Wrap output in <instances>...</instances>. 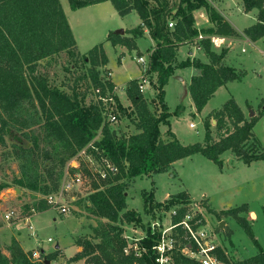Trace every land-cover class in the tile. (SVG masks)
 <instances>
[{"label":"trees","instance_id":"obj_1","mask_svg":"<svg viewBox=\"0 0 264 264\" xmlns=\"http://www.w3.org/2000/svg\"><path fill=\"white\" fill-rule=\"evenodd\" d=\"M111 1L119 15L126 16L136 10L142 23L126 32L131 35L110 33L108 40L113 45H123L130 50L137 48V39L147 29L156 45L151 52L147 67L141 79L128 82L126 91L132 101L138 132L119 135L110 125L107 106L96 93L112 96L116 100L114 112L120 119L126 112L118 94L115 92L111 71L104 72L109 62L103 44L87 52L80 53L68 16L61 0H0V144L6 145L9 127L24 132L32 146L15 145L20 158V176L17 185L33 191L46 193V180L39 169L37 153L41 137L63 168L55 179L54 187L61 182L66 165L82 150L94 147L100 150V158L106 159L109 184L100 187L89 196L90 205L86 209L100 220L94 227L95 238H79L76 243L82 250L70 261L85 259L89 264H160L158 243L162 232L147 229L146 236L134 245L124 237V229L117 224L121 219L136 224L142 223L139 211L127 208L129 180L138 176L168 172L178 160L200 153L224 166L223 154L231 151L246 164L264 161V148L254 134V127L263 115L248 118L234 98L227 100L222 107L211 111L205 119L206 133L203 142L184 144L172 131L170 117L172 112L165 101V86L179 68L197 67L201 72L192 77L189 84L190 94L198 112H201L216 91L228 82L242 79L246 73L226 63L227 48L220 52L213 49L211 36H235L237 30L225 19L209 0H69L72 10ZM246 12L258 9V21L245 29L253 41L264 37V0H242ZM206 9L211 27H199L195 12ZM173 22L174 25L170 26ZM199 35L203 38L198 42ZM197 43L204 48L210 62L200 59H179V47L183 44ZM62 52L73 60L72 65L89 64V67L76 81L70 91L53 83L48 73L41 72V62H50ZM156 76L157 98L161 113L154 114L139 85L143 78ZM81 82V84H79ZM85 84V86L83 85ZM89 89L95 99L87 100ZM109 97V96H108ZM186 109L181 104L174 111L180 115ZM216 120V140L211 130V121ZM161 125L168 126L166 134ZM37 126V127H36ZM100 134V137L97 136ZM167 135V136H166ZM108 164L116 168L112 171ZM52 174H50L52 178ZM0 181V196L8 187ZM153 194L145 199L149 211L156 207L175 208L172 214L173 234L182 240L178 248L171 250L166 264H202L199 260L182 253V248L190 244L187 230L182 221L187 214L190 202L186 191L172 195L165 202H153ZM39 209H50L46 198L38 204ZM220 218L232 217L253 241L257 252L247 258L234 259L224 246H219L217 256L226 264H264V247L255 236L253 226L244 215L250 212L249 205L215 211ZM122 212V214H121ZM264 214V204L262 205ZM198 215L192 219L194 224ZM228 234H232L230 228ZM194 246V243H191ZM9 255L3 252L0 243V264H47L38 260L33 253L26 251L15 238L8 246ZM55 257L48 259L52 260ZM46 259V258H45Z\"/></svg>","mask_w":264,"mask_h":264},{"label":"rangeland","instance_id":"obj_2","mask_svg":"<svg viewBox=\"0 0 264 264\" xmlns=\"http://www.w3.org/2000/svg\"><path fill=\"white\" fill-rule=\"evenodd\" d=\"M62 3L70 17V23L78 41L79 52H87L101 44L106 47L110 59L108 62L110 69L106 66L101 70L110 72L112 69L113 78L121 97L119 100L126 107V112L121 114L120 119L116 123H110L111 127L119 135H131L138 132L136 127L138 117L133 111L132 101L127 98L126 86L132 79H141L148 64V58L143 63L138 58L140 52L145 51L144 49L151 43L148 39L141 40L140 49L132 50L131 54L126 52L121 57L122 50L119 48L116 50L107 39L110 33L123 29L122 26L134 24L137 15L121 16L116 12L111 2H108L106 8L103 7L105 9L91 7L79 10H72L69 0H62ZM122 35H125V32ZM242 46L236 45L231 48L227 63L245 72L246 75L242 79L229 82L216 93L208 102L206 111L218 109L227 100L234 98L242 107L246 108L245 114L248 118L263 113L253 131L264 148V39L256 45L252 43L246 45V51L242 50ZM72 63L73 60L69 55L62 52L50 62L42 61L39 70L48 73L53 83L70 91L76 78L89 67V64L83 65L80 61L78 67L75 68ZM175 76L171 77L170 82L165 86V101L172 112L170 117L173 123L172 129L176 130L179 139L184 144L203 142L206 133V115L190 113L188 109L194 107L193 105L188 107L191 102L193 103L189 90V77L181 81L176 80ZM179 77L182 78L183 75ZM148 78L150 81L153 79L155 82L156 80L155 75H150ZM150 81L146 83L143 93L150 103L151 111L159 115L161 106L157 98L158 90L156 85L151 84ZM83 85L85 86V84ZM115 92L117 93L116 89ZM92 99H95V94L92 89H89L87 100ZM181 104L185 105V111L180 115H175L174 111ZM251 111H254L252 116L250 115ZM189 123H194L195 127H190ZM161 129L165 135L168 126L161 125ZM211 130L217 140L215 119L211 121ZM99 137L100 134L97 138ZM15 145L28 147L32 146V141L25 137L24 132L9 127L6 134V145L0 144V181L7 182L9 185L0 196L1 203H4L1 226L5 225L8 229L10 226L23 222L24 232L28 234L32 243L35 246L40 245V247L30 250L35 258L40 261H49L47 264H70L71 261L65 258H71L75 254L76 241L79 238L99 240L94 237V227L99 225L100 220L108 221L106 218H98L86 209L90 205V194L109 184L103 166V162L105 163L107 160L100 158V150L94 147H90L89 151L87 149L81 151L66 165L61 182L56 188H53L51 180L55 179L63 168L53 155L50 146L40 137L37 148L38 164L42 178L46 180V193H33L15 182V179L20 176L21 162ZM224 157L227 156L224 155ZM261 162L248 165L240 161L234 168L227 167L222 171L213 160L197 153L177 161L168 172L153 173L131 179L127 190V208L124 211L129 209L139 211L142 223L136 224L121 219L117 224L123 227L124 237L131 245L135 246L139 240L146 236L150 226L152 230L161 231L168 242L171 243L173 240L174 248H178L182 240L173 234L172 214L175 208L168 210L162 206L149 211L145 207V199L149 194H153L155 204L156 202H165L178 192L186 191L190 197V202L187 204L188 219H194L201 215L205 221L201 228L210 231L216 242L226 247L229 256L241 259L243 255L247 256L252 253L251 248H256L253 241L235 219L223 216L220 218L211 210L221 211L243 203H250L251 208L259 215V219L253 222L255 236L261 243H264V214L262 212L264 169L259 165L263 164L262 166H264V161ZM51 173H53L52 178ZM78 173L82 176L81 181H77L75 178ZM65 176L67 177L65 178ZM65 179L71 183V188H65L63 185ZM47 196H53L54 199V202L49 205L51 210L31 218V221L26 219L30 217L26 214L31 212L32 205L40 203L42 198ZM12 210L16 211V215L10 220L6 219V213ZM244 215L247 217V213ZM253 216L255 217V214ZM199 220L194 224H197ZM222 221L225 222V228L220 227ZM230 227L234 229L233 239L238 242L242 252L232 241L231 234L227 233V229ZM1 240V244L8 245L5 243L7 238H1ZM57 245L60 247L56 248ZM41 248L44 251H41ZM52 256L55 258L48 259ZM73 264L83 263L75 261Z\"/></svg>","mask_w":264,"mask_h":264},{"label":"crops","instance_id":"obj_3","mask_svg":"<svg viewBox=\"0 0 264 264\" xmlns=\"http://www.w3.org/2000/svg\"><path fill=\"white\" fill-rule=\"evenodd\" d=\"M62 2V0H61ZM108 2H111V1H103V2H100V3H97V4H93V5H90V6H86V7H83V8H91V7H97V8H103V7H107L108 5ZM209 2L216 8L218 9L222 15L225 17V19L237 30L238 34L235 35V36H221V35H213L211 36V40L212 38H220V39H223L222 40V45L219 47V46H216L213 42V49L216 51V52H220L223 48H227L228 49V53L226 55V58H225V61L227 63V57L229 56L230 54V51H231V48L236 46V45H243L242 46V50L243 51H246V45H249V44H253V45H256L260 40L264 39L261 38L257 41H253L251 40L245 33V29L253 24H255L257 21H258V9L254 8L252 9L251 11L249 12H246L245 11V8H244V4L242 2V0H220V1H217V0H209ZM112 3V2H111ZM63 5V3H62ZM64 7V6H63ZM103 8V9H105ZM115 8V7H114ZM82 9V8H80ZM64 10L68 16V19L69 21L70 20V17L68 15V12L66 11L65 7H64ZM79 10V9H77ZM117 12V10H116ZM129 14H136L137 15V20L135 21L134 24L132 25H128L126 24V26H122V28L125 30V35H128L130 36L131 34L126 32V30H131L137 26H139L141 23H142V19L140 17V15L138 14V12L136 10L132 11L131 13ZM127 16V15H126ZM125 17V16H124ZM195 18H196V24L199 26V27H211L213 26V23L210 21L209 19V15H208V12L206 11V9H199L195 12ZM71 24V23H70ZM72 27V26H71ZM74 32V31H73ZM76 37V36H75ZM108 38V37H107ZM149 40L150 41V46L147 47L146 49H144L145 51H142L140 52V55L139 56H143L145 58H148L149 60V56L151 54V52L154 50L155 48V45H156V42L155 40L152 38V36L150 35L149 31L147 29H145V33L142 37L138 38L137 39V48L135 49H132V50H137V49H140V46H141V40ZM77 40V39H76ZM201 39L197 38V41L199 42ZM109 41V40H108ZM111 43V45L113 47L116 48V50H118V48L120 50H122L121 52V57L123 56V54H126V52H128L129 54L132 53V50H130L128 47L126 46H123V45H113L111 41H109ZM77 44H78V41H77ZM106 53H107V50H106V47H104ZM79 51V49H78ZM145 55H143V54ZM120 57V56H119ZM109 58V57H108ZM187 58H190V59H200L202 62H210V58L209 56L207 55L206 51L204 50L203 47H201L200 45H198L197 43H189V44H183L179 47V59L180 60H185ZM110 60V59H109ZM121 61V59H120ZM230 65V64H229ZM232 66V65H231ZM107 67L109 68L108 64H107ZM235 67V66H234ZM110 69V68H109ZM201 72V70L197 67H194V66H189V67H185V68H179L176 70V80H185L187 77H189V80H190V83H191V80H192V77L194 75H197ZM183 77H179V76H182ZM111 76H112V79L115 83V80L113 78V71L111 69ZM172 76V77H173ZM185 78V79H184ZM171 78L169 79L168 82H170ZM229 83V82H228ZM227 83V84H228ZM116 84V83H115ZM168 84V83H167ZM166 84V85H167ZM226 84V85H227ZM226 85L220 87L216 93H218L221 89H223ZM127 87V86H126ZM116 91H117V94L119 96V98L121 99L119 93H118V88H117V84H116ZM215 93V94H216ZM126 95H127V91H126ZM191 95V94H190ZM127 98H128V95H127ZM192 98V96H191ZM129 100V99H128ZM211 100V99H210ZM209 100V101H210ZM193 101V99H192ZM238 103V102H237ZM239 104V103H238ZM192 106L194 108H189L188 110H190V113H196L198 115L202 114V115H208L211 111H213L214 109L212 110H209V111H206L207 109V105L205 106V108L201 111V112H198L195 105H194V101L193 103L191 102L189 106ZM239 106L242 108V110L244 111V113H246V108L242 107L240 104ZM193 109V110H192ZM187 112V111H186ZM171 121V120H170ZM190 124V123H189ZM172 125L173 123L171 122V129H172ZM172 131L176 134V136L179 138V135L178 133L176 132V130L174 131L172 129ZM224 155H226L227 157L225 158ZM223 159H224V166L223 167H220V169L223 171L225 170L227 167L228 168H234L240 161V159L237 158V156L234 155V153H232L231 151H227L223 154ZM179 161V160H178ZM261 161L263 160H258V161H254L252 162L251 164H248V165H252L254 163H262ZM177 162V161H176ZM175 162V163H176ZM262 169H264V166H262L263 164H259ZM38 203H34L32 205V210L30 213H28V215L26 214V216H29L28 218L26 219H29V221H31V218H34L35 216L41 214V213H44L46 211H49L51 209H45V210H42V209H39L38 207ZM249 205V208H250V212L247 214V219L249 220V222L252 224V226H254L253 222L258 220L259 219V215L258 213L253 210L250 206V203H247ZM4 206V203L0 201V237L1 238H7V240H5V243H7L8 245H2V249H3V252L6 253L7 255H9V251H8V246L11 244L12 240L15 238L16 240L19 241V243L21 244V246L26 250V251H30L36 247H40V245H37L35 246L33 243H32V240H30V237L28 236V234L26 232H24V229H23V222H21L20 224H17V225H13V226H10V228H6L5 225L1 226V222H2V219H3V207ZM228 209V208H227ZM34 212V213H33ZM253 214H255V217L253 216ZM230 229L232 230V234H231V239L232 241L236 244V247L239 249V251H241V248L238 244V242L234 241L233 239V233H234V229L230 227ZM6 233H8L7 235H5ZM1 238H0V243H1ZM259 240V239H258ZM261 243V242H260ZM76 244V243H75ZM261 245L264 247V243H261ZM59 248L60 246H56V248ZM43 248H41L40 250L41 251H44V249L42 250ZM62 249V248H61ZM82 250V247L79 246L78 244H76V249H75V254H77L78 252H80ZM64 251V250H63ZM252 253L245 256L243 255L242 258H247L249 256H252L254 255L256 252H257V248H251ZM242 252V251H241ZM74 254V255H75ZM73 255V256H74ZM72 256V257H73ZM65 258V257H64ZM65 259L67 260H70V258L66 257ZM79 262H82L83 264H87V262L85 261V259H80L78 260ZM75 261H71L70 264H73Z\"/></svg>","mask_w":264,"mask_h":264},{"label":"built area","instance_id":"obj_4","mask_svg":"<svg viewBox=\"0 0 264 264\" xmlns=\"http://www.w3.org/2000/svg\"><path fill=\"white\" fill-rule=\"evenodd\" d=\"M174 23L171 22L170 26H173ZM203 35H199V39H202ZM222 40L220 38H212V42L216 45V46H221L222 45ZM138 60L143 63L146 61V58L143 56H140L138 58ZM111 74V73H110ZM150 79L148 77H145L142 79L139 88L141 91L145 90L146 87V83H149ZM96 93L100 94L99 97L100 99L103 101V103L107 106L108 109V120L112 123H116L119 119L117 117V114L114 112L115 110V106H116V100L108 95V96H103L101 94V90L100 89H96ZM190 127L194 128L195 124L191 123ZM82 151H86V149L82 150ZM108 167L116 172V168L114 166H112L111 164H108ZM105 174H107L106 169L104 168ZM68 173V172H67ZM67 176H65L66 178ZM77 181H81L82 176L80 173H78L75 176ZM63 185L65 186V188H71L72 185L70 182L66 181V179L63 182ZM48 204L50 205L51 203L54 202L53 196H47L45 197ZM175 213V211H174ZM16 215V211L12 210L6 213L5 217L6 219L10 220L11 218H13ZM199 222H197V224H200L202 222V218H199ZM192 219H188V213L186 214L184 220L182 221L183 227L187 230V238L191 241L190 244L186 245L185 247L182 248V253L191 257V258H195L197 260H199L202 264H226L225 262H223L222 260H220L217 256V249L220 246L217 242L216 239L213 238V236L211 235V232L208 231L206 228H201L203 225L199 226V227H194V225L192 224ZM198 221V219L195 220V222ZM191 243H194V246L191 245ZM158 251L160 254V257L158 258V261L160 264H166V262H168V258H169V251H171L172 249H174L173 246V240L170 242H168V240H166V236L162 235L161 240L158 243Z\"/></svg>","mask_w":264,"mask_h":264},{"label":"water","instance_id":"obj_5","mask_svg":"<svg viewBox=\"0 0 264 264\" xmlns=\"http://www.w3.org/2000/svg\"><path fill=\"white\" fill-rule=\"evenodd\" d=\"M124 32H125L124 29H119L115 33H117V34H123ZM253 114H254V111H251L250 115L252 116ZM220 227L221 228H225V222L224 221L221 222ZM47 263H49V261H47Z\"/></svg>","mask_w":264,"mask_h":264}]
</instances>
